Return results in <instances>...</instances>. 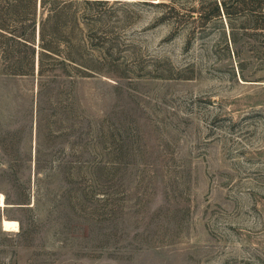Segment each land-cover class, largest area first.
Wrapping results in <instances>:
<instances>
[{"label": "rangeland", "instance_id": "1", "mask_svg": "<svg viewBox=\"0 0 264 264\" xmlns=\"http://www.w3.org/2000/svg\"><path fill=\"white\" fill-rule=\"evenodd\" d=\"M31 1L0 20L55 55L12 75L0 39V264H264V0H227L236 46L203 0Z\"/></svg>", "mask_w": 264, "mask_h": 264}, {"label": "trees", "instance_id": "2", "mask_svg": "<svg viewBox=\"0 0 264 264\" xmlns=\"http://www.w3.org/2000/svg\"><path fill=\"white\" fill-rule=\"evenodd\" d=\"M38 3H41V4H44L46 3V1H50L51 3H53L54 5H73V3H70L71 0H36ZM236 2H240L239 0H235ZM11 1L7 2L8 4H6L7 6L6 7H3L0 9L1 10V13L2 15L6 16V18L12 22V23H15L16 22V19L13 20L12 18H14V15L13 13L16 12V9H18V6L19 5H22L23 3H29V2H32L31 0H16L14 2H16L17 4L19 5H16V4H11L10 3ZM107 1H91V0H85V4L86 5H89V6H94V5H103L104 3H106ZM207 2H211V10H210V13L208 15H215L217 18H219L221 16V12L223 13V15H225L226 18H228L227 20V32H228V35H229V39H230V42L232 43V45L236 46L237 43H238V31L237 29H235V27H233V24L231 22V16L232 14L229 13V10H228V7H227V0H203L202 1V4H206ZM1 3V1H0ZM164 5L163 3L161 2H158L157 5ZM260 4V13H261V22L257 23L255 26L256 28L255 29H264V13H263V9H264V4L263 3H259ZM117 6H121V5H117ZM164 6H167V5H164ZM168 14L170 15H173L174 17H176L177 15H179L177 12H176V8L174 5H171L169 6V11H168ZM57 15H55L56 17ZM201 20H204L207 18V13H203V14H200L199 16ZM193 18L192 20H197V19H194V17H191ZM198 18V17H197ZM52 18L50 17H47L45 19V21L42 22V32H41V40L44 38H42V33L44 31V28H45V24L47 23V21H51ZM0 39L1 37L4 39V43L6 42H10V41H14V43L17 42V44H19L17 40H20V41H23L24 43L28 44H24L23 46L27 47V49L29 50V57L26 56V57H23L21 59H8L10 61L9 65H6L5 67V70L9 73V74H12V75H26L27 72L29 71V68L31 69H35V50L33 49L32 51H30L31 47L29 46V41L28 40H25V39H20L19 37L17 38L16 36V33H17V30L16 29H9V27L4 23L3 19L0 20ZM4 28V29H3ZM5 28L8 29V31H5ZM226 31V30H225ZM246 31V30H245ZM7 33V35H9L8 37L2 35V33ZM14 39H17V40H14ZM43 41V40H42ZM42 49V52H37V69H38V74L40 75L42 72H43V56H46V57H50L52 55H55V52L51 51V48L50 46H46V45H43L41 47ZM16 51L14 50V53ZM10 53V52H9Z\"/></svg>", "mask_w": 264, "mask_h": 264}, {"label": "bare ground", "instance_id": "3", "mask_svg": "<svg viewBox=\"0 0 264 264\" xmlns=\"http://www.w3.org/2000/svg\"><path fill=\"white\" fill-rule=\"evenodd\" d=\"M41 1V0H39ZM4 197L2 196L0 199V207H5L6 203L4 201ZM19 223L17 221H12L8 219H4L2 221V228L5 232H18L19 231Z\"/></svg>", "mask_w": 264, "mask_h": 264}]
</instances>
